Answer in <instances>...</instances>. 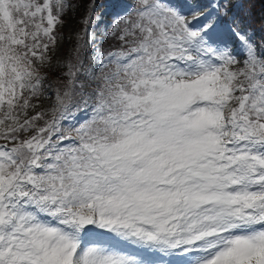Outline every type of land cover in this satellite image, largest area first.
<instances>
[{
  "label": "snow or ice",
  "instance_id": "1",
  "mask_svg": "<svg viewBox=\"0 0 264 264\" xmlns=\"http://www.w3.org/2000/svg\"><path fill=\"white\" fill-rule=\"evenodd\" d=\"M257 2L0 0V264H264Z\"/></svg>",
  "mask_w": 264,
  "mask_h": 264
},
{
  "label": "rangeland",
  "instance_id": "2",
  "mask_svg": "<svg viewBox=\"0 0 264 264\" xmlns=\"http://www.w3.org/2000/svg\"><path fill=\"white\" fill-rule=\"evenodd\" d=\"M99 0H73L70 5L71 7L63 17L64 25L63 27L57 28V34L63 33L65 39L63 43L59 45L58 56L63 58L69 49V47L74 44L75 36L73 33L79 31L84 27L81 23L86 12L88 11V5L94 3V12L95 16L101 17L100 21L96 23V33L99 35L100 29L104 24H107L111 20V13L114 10V5L117 3V0H104L103 7L98 11H95ZM123 4L131 3L132 0H122ZM180 0H173V3H179ZM190 2H197V0H190ZM201 5L208 3V0H198ZM95 21V17H93ZM91 30V29H90ZM72 35V40H68L67 37ZM85 39H87L85 37ZM58 44H59V35H58Z\"/></svg>",
  "mask_w": 264,
  "mask_h": 264
},
{
  "label": "trees",
  "instance_id": "3",
  "mask_svg": "<svg viewBox=\"0 0 264 264\" xmlns=\"http://www.w3.org/2000/svg\"><path fill=\"white\" fill-rule=\"evenodd\" d=\"M73 0H69V3H71ZM100 4H102V0H99V7H98V9L100 8ZM251 6L250 5H246V8H250ZM262 9H264V6H262L259 2H257L256 3V5H255V8L254 9H252V13H253V17H252V19H253V21H254V23H255V25H256V27H257V29H259V25H260V19H259V17H260V15H261V12H262ZM57 31V30H56ZM259 35H260V33H259V31L257 32V36L259 37ZM103 46V45H102Z\"/></svg>",
  "mask_w": 264,
  "mask_h": 264
}]
</instances>
